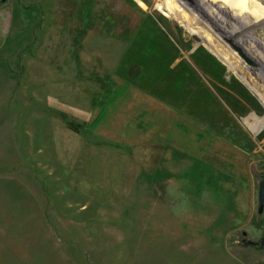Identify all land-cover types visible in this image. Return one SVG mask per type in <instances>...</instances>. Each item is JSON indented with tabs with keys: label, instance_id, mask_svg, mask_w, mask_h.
<instances>
[{
	"label": "rangeland",
	"instance_id": "obj_1",
	"mask_svg": "<svg viewBox=\"0 0 264 264\" xmlns=\"http://www.w3.org/2000/svg\"><path fill=\"white\" fill-rule=\"evenodd\" d=\"M164 1L0 5V264H264V49Z\"/></svg>",
	"mask_w": 264,
	"mask_h": 264
},
{
	"label": "bare ground",
	"instance_id": "obj_2",
	"mask_svg": "<svg viewBox=\"0 0 264 264\" xmlns=\"http://www.w3.org/2000/svg\"><path fill=\"white\" fill-rule=\"evenodd\" d=\"M208 1L218 8L221 7V3L223 5L222 10H218L223 12L224 15L228 16V19L234 22L235 27H233L236 29L238 34H242L243 37H245L244 39L252 43L256 48H258V44L264 49V34L260 39L257 36L258 33L256 31L260 28L264 29V8H260L257 3H254L253 0H234L236 3L235 6H231L227 0ZM257 1L264 5V0ZM159 2L163 3L166 7L171 8V10L174 11V7L170 3L164 0H159ZM239 25H242L240 27H243L244 31L239 29Z\"/></svg>",
	"mask_w": 264,
	"mask_h": 264
},
{
	"label": "crops",
	"instance_id": "obj_3",
	"mask_svg": "<svg viewBox=\"0 0 264 264\" xmlns=\"http://www.w3.org/2000/svg\"><path fill=\"white\" fill-rule=\"evenodd\" d=\"M218 49V48H217ZM220 52L221 49H218ZM223 55V57L226 59L230 69L234 72V74L237 76V78L244 84V86L246 87V89H248V94L250 95V97L252 96H257L258 100L260 101V103L263 104L264 107V81H262L261 79L258 80H252L250 78L249 75H247L242 68H240L238 66V64L236 63V59L234 57V55L229 56L225 53H221ZM244 66H246L249 69V65L248 64H244ZM250 70V69H249ZM263 86V87H262ZM246 91V95L247 97H249ZM241 121V125L242 127L240 128V131L242 133H244L245 137H258L257 135H259V137H263V141L264 142V114L263 115H257V114H250L244 118L240 119ZM235 168L238 169V171L243 172V165L242 163H235ZM252 171V169H250ZM240 172V173H241ZM241 175H243V173H241ZM249 176H247V180H248ZM251 179V177H250ZM212 250V249H211ZM215 253V254H214ZM203 254V253H202ZM217 255V251L213 250L210 252L209 257L207 259V257H204L202 255V257L200 256V259L202 261H206L208 262V260L210 258H215ZM206 256V253H205ZM220 264V263H217Z\"/></svg>",
	"mask_w": 264,
	"mask_h": 264
},
{
	"label": "water",
	"instance_id": "obj_4",
	"mask_svg": "<svg viewBox=\"0 0 264 264\" xmlns=\"http://www.w3.org/2000/svg\"><path fill=\"white\" fill-rule=\"evenodd\" d=\"M7 0H0V5L4 4ZM258 198H259V207H258V212L262 213L264 210V176L260 182L259 185V194H258ZM244 236H247V232L244 231L243 232ZM244 245L245 246H257L260 247L263 251H264V237L261 241H255V240H251V239H246L244 240Z\"/></svg>",
	"mask_w": 264,
	"mask_h": 264
},
{
	"label": "trees",
	"instance_id": "obj_5",
	"mask_svg": "<svg viewBox=\"0 0 264 264\" xmlns=\"http://www.w3.org/2000/svg\"><path fill=\"white\" fill-rule=\"evenodd\" d=\"M161 34L159 35L160 37H162L164 39V33L163 32H160Z\"/></svg>",
	"mask_w": 264,
	"mask_h": 264
}]
</instances>
